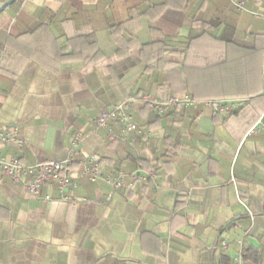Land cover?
<instances>
[{"label": "crops", "instance_id": "0c3cea01", "mask_svg": "<svg viewBox=\"0 0 264 264\" xmlns=\"http://www.w3.org/2000/svg\"><path fill=\"white\" fill-rule=\"evenodd\" d=\"M246 9L227 0H14L0 12V66L13 55L9 74L0 71V128L17 125L23 142L0 158L63 161L80 135L76 158L97 157L103 175L154 173L112 191L74 164V201L64 203L51 182L35 199L0 170V264H234L240 240L264 264V111L256 131L236 139L202 106L159 116L141 101L183 90L198 101L264 96V0ZM156 48L166 71L147 67ZM188 48L181 75L174 68ZM129 97L141 131L133 144L130 134L110 141L93 131L98 114Z\"/></svg>", "mask_w": 264, "mask_h": 264}, {"label": "built area", "instance_id": "2783aa9c", "mask_svg": "<svg viewBox=\"0 0 264 264\" xmlns=\"http://www.w3.org/2000/svg\"><path fill=\"white\" fill-rule=\"evenodd\" d=\"M230 2L234 10L237 12H245L246 5L249 0H227ZM134 101L133 97H129L114 106L109 110L98 114L93 120V131L103 130L110 141H124L126 135L130 134L128 142L133 144L137 135L141 133L132 117L128 113L130 104ZM141 101L151 109L164 113L175 106L197 108L202 106L212 113H230L240 101H198L185 94L181 96L170 97L167 100L154 99L148 95L141 97ZM114 125H117L119 130L116 132ZM264 129V128H263ZM256 131V128H251L249 133ZM81 141L80 135H74L71 139L70 147L67 156L63 161H43L33 165H26L20 162L16 157L0 158V170L2 174L13 184L21 185L26 192L35 199L40 198L42 187L51 182L64 203H72L74 200L70 195L71 173L70 168L74 164L82 167L83 177L91 183L98 180L104 181L112 191L122 189L126 184L133 183H148L154 178V173L149 172L142 174L138 171H133L129 174L122 171H117L115 174L103 175L99 160L95 156H88L82 159H77L79 144ZM22 139L19 134L17 125H8L0 128V148L13 146L20 148ZM42 200L49 202L51 198L45 195ZM242 240L238 241V251L234 256V264H244L242 259Z\"/></svg>", "mask_w": 264, "mask_h": 264}, {"label": "trees", "instance_id": "16d2710c", "mask_svg": "<svg viewBox=\"0 0 264 264\" xmlns=\"http://www.w3.org/2000/svg\"><path fill=\"white\" fill-rule=\"evenodd\" d=\"M9 0H2L0 2V7L4 4H6ZM168 2H162L158 6H155L153 11H160L165 5H167ZM155 12V13H156ZM153 13V14H155ZM42 25H46V23H43ZM41 25V26H42ZM118 27V26H117ZM115 29V28H114ZM114 29L112 30V35H114ZM199 38H196L198 40ZM190 49H187L186 57L184 58L180 68L175 67L174 69L179 72V74L183 75L184 69L187 67V58L189 56L188 52ZM161 51L160 49H152L150 53L151 63L148 64V68H150L151 71H159V70H165L163 69V64L161 63L160 59ZM12 52L10 53H5L4 57L2 58V66H0V71L3 73H8L9 71L6 70L7 67V62H10L12 59ZM87 63V62H86ZM89 64V63H88ZM86 64V65H88ZM214 66L208 65L205 67V69L212 68ZM166 71V70H165ZM173 72V71H170ZM169 73V72H168ZM163 88V87H162ZM165 90V89H163ZM188 92L183 90L182 91H176L173 92L170 96H167L165 98H162L161 100H167L170 97H175V96H181L185 95ZM191 96V95H190ZM191 98L197 100L195 97L191 96ZM215 101V100H212ZM178 106H175L173 108H177ZM154 110V109H152ZM157 115L159 116H164L165 114H160L159 111L154 110ZM264 111V96L263 95H257L252 98H247L243 101H241L235 109H233L230 113H212V117L220 122L230 134H232L236 139H238L241 135H243L246 131L251 129L255 123L259 120L260 115ZM152 170L154 172L158 171L157 167H153ZM242 259L244 263H251V264H259L262 261V252L255 251L254 249H250L249 247H243L242 248ZM222 260L228 261L226 256L222 257ZM245 263V264H246Z\"/></svg>", "mask_w": 264, "mask_h": 264}, {"label": "water", "instance_id": "95a60500", "mask_svg": "<svg viewBox=\"0 0 264 264\" xmlns=\"http://www.w3.org/2000/svg\"><path fill=\"white\" fill-rule=\"evenodd\" d=\"M14 0H9L6 4H4L1 8H0V12L6 8V6H8L9 4H11Z\"/></svg>", "mask_w": 264, "mask_h": 264}]
</instances>
